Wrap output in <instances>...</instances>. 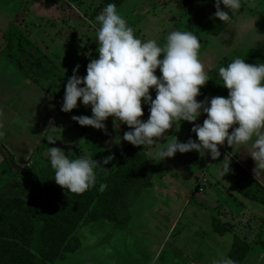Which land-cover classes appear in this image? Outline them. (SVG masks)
Returning <instances> with one entry per match:
<instances>
[{
  "label": "rangeland",
  "instance_id": "1",
  "mask_svg": "<svg viewBox=\"0 0 264 264\" xmlns=\"http://www.w3.org/2000/svg\"><path fill=\"white\" fill-rule=\"evenodd\" d=\"M79 1L81 5L89 4L90 7H87L82 15L92 18L94 23H96L95 17L101 14L103 8L109 4L108 0ZM163 2H167V0H126L117 6V11L134 29L136 37L142 41L156 39L159 44L163 45L167 33L170 31L168 20L174 18L168 9H155ZM258 14L256 17H248L247 19V22L256 23L257 26L249 31L246 42H250V39L258 35L264 27V16ZM187 31H192L200 39L199 52L205 51V54H202L203 56L199 60L203 64L205 72L208 69L218 70L221 66L226 67L233 59L241 58L240 56H233L219 59L225 54V49H231L235 35L232 29L233 35L212 34L193 26H189ZM217 54H220V57L217 58ZM17 57L18 55L15 57L16 60L21 62L22 58ZM23 58L21 63H24L33 78L39 80L47 91L55 92L53 86H56L57 80H66L56 73L54 67L47 65L46 60H41L30 53H23ZM93 59L96 58L93 57ZM82 62L86 63L87 66L90 60L81 59ZM245 62L247 63L248 59ZM156 74L157 76L161 75V73L160 75ZM209 74V80H214L212 78L213 73L210 71ZM85 75L86 67L81 77ZM214 82L201 87L200 93L207 88L214 91L212 92L214 95L227 98L228 90L219 84L222 83L220 78ZM207 89L205 92H208ZM150 94L154 99L155 91L150 90ZM143 105L142 102V107ZM90 109L87 106L86 111L90 112ZM82 112L83 110H81ZM82 115L86 116V112ZM205 118L206 114L202 113L198 117V121L203 123ZM141 120L144 121V115ZM104 123L108 129H113L110 130L112 131L110 137L103 135L102 131H100L102 134L98 135L101 136L99 143L105 145L108 150H64L65 155L70 159L86 155L101 164L97 165L95 169L97 176L95 186L88 189L87 193H89L84 197L75 199L76 201L72 204L66 205L61 202L58 204L48 194L49 189L61 187L55 183L54 170L50 166L47 155L48 150H7L14 156L16 163L21 168H25L33 175L38 188L34 192L35 194L24 202L10 200L4 204L1 207L0 226L8 213L12 211L25 213L32 206L36 214L37 226L35 246H41L43 253L37 256V264H147L150 260H152L151 264H191L195 262L193 260L203 262V251H194L192 248L197 243H202L205 237L209 239H217V237L201 228V225L198 226L197 223L192 225V212L200 211L202 202L195 196L190 203L189 194L191 192L188 193V191L194 190L197 183L193 178H190L189 167L191 164L198 165L199 163L194 160L189 161L187 153H183L184 160L181 161L177 154L172 158H165L163 161L156 160L153 150L164 147L163 144L167 141L174 140L173 137H169L170 129L166 130L163 137L154 138L157 140V144L148 146L147 149L145 148L146 150L142 149L144 148L143 145L137 148L148 159L152 160L154 165L161 167V173H157L151 185L141 191L137 197L135 190H133L137 184V176H148L152 168H147L149 172L145 169L140 170L141 168L138 166L140 159L137 153H132L136 146L123 141L124 132L130 130L126 124L114 122L112 117H109V120L104 121ZM189 124L193 126L190 122ZM237 126L234 125L233 127ZM90 128L91 126L86 127L88 131ZM231 131L232 129H229V132ZM62 132L65 130L60 133ZM194 136L197 139L196 135ZM190 137L192 138V136ZM190 137L182 135L178 141L187 142ZM118 140L120 142L116 143ZM252 143L253 141H249L247 144L229 146L225 140L223 145H218L219 150H228L232 154L227 155L224 151H220L221 155L218 159L221 161H217L219 163L217 166H220L219 171L214 170L217 169L216 164L210 170L217 173L221 192L225 191V194L231 192L237 199L242 197L241 190L235 188L234 182L241 171L240 166L244 169L250 168L248 160L237 150H255L252 148ZM109 155L114 158L109 164L103 165V159ZM227 162H229L230 171L223 176L221 169ZM202 180L201 178L198 180L200 187L206 184H203ZM139 183L141 182H138L136 187L140 186ZM120 184H129L128 193L124 195L123 198L125 199L114 201L112 198L114 197L115 185ZM240 185L243 187V183ZM25 187L26 182L10 170L0 152V197H10L20 193ZM129 189H132V192ZM213 190L214 187H208L205 196L209 198ZM244 190L247 191V187H244ZM262 200L264 202V197ZM125 205L126 208H124ZM74 210L77 213L74 218L78 217L75 228L81 226L78 230H72L74 223H70L69 220V214ZM204 213L207 212L204 211ZM128 215L131 216L129 222ZM126 223L127 225L123 228ZM0 240V248H2V237ZM66 245H70V251H73L64 252L63 249ZM2 256L3 253L0 250V264H11V262L1 259ZM261 259L264 260L263 256Z\"/></svg>",
  "mask_w": 264,
  "mask_h": 264
},
{
  "label": "clouds",
  "instance_id": "2",
  "mask_svg": "<svg viewBox=\"0 0 264 264\" xmlns=\"http://www.w3.org/2000/svg\"><path fill=\"white\" fill-rule=\"evenodd\" d=\"M241 6L242 0H215L214 16L221 22H231L230 13L239 11ZM95 21L99 25L95 39L98 58L90 60L83 77L77 74L79 65L73 69L65 86L62 112L77 108L79 100L84 106H91L92 112L91 116H73L79 125L107 134L104 121L112 117L114 122L126 124L130 129L124 132L123 141L144 147L157 144L154 138L163 137L177 121L191 123L204 113L202 125L195 124L191 129L197 139L190 137L187 142H179L175 137L157 148L154 158L163 161L177 152L196 151L200 157L207 154L216 160L221 155L218 145H223L225 140L229 146L253 141L255 150L250 156L256 164L254 175L264 173V63L248 64L245 59H233L218 70L222 81L219 84L228 90L227 98L216 96L197 101L201 87L209 78L199 60L200 39L192 31H170L163 45L156 39L142 41L114 3L107 4ZM157 69L160 76L155 74ZM150 90L156 93L154 99ZM142 102L149 106L146 121L141 120ZM3 135L0 131V137ZM56 140L54 135L47 137L50 144ZM47 155L55 183L64 190L82 194L95 186V169L101 164L93 158L85 155L70 159L58 147L49 148ZM113 158L105 157L103 165ZM229 171V162L224 163L223 176ZM212 264L236 262L222 257Z\"/></svg>",
  "mask_w": 264,
  "mask_h": 264
},
{
  "label": "crops",
  "instance_id": "3",
  "mask_svg": "<svg viewBox=\"0 0 264 264\" xmlns=\"http://www.w3.org/2000/svg\"><path fill=\"white\" fill-rule=\"evenodd\" d=\"M245 2V11L237 16L232 26L235 35L231 49L224 50L227 55L223 54L220 57V54H217L219 59L240 56L247 60L264 45V27L258 35L250 39V42L245 41L249 31L257 26L256 23L247 22V19L256 17L258 13L264 16V0H245ZM87 7H90L88 3L81 5L79 0H0V131L4 133L0 137L1 150H48L51 147L76 150L85 140L89 142L88 146L81 150H108L103 144H100V148H96L97 140L101 137L98 135L102 134L100 132L102 131L103 135L110 137L112 132L110 130L113 129H108L105 125L107 134L103 130L95 128L92 130L93 127L88 131L87 126H81L72 119L73 116H81L84 112L86 116L92 115V112L86 111L87 107L79 100L77 108L71 112L61 111L65 86L68 78L73 75V69L79 65L77 74L82 76L86 63H81V59L98 58L95 36L99 25L87 15L83 17L82 12H85ZM155 9H168L169 13L174 15L172 20H168L170 31H187L189 26L196 27L188 17L182 15L175 3L163 2ZM253 42L254 45L251 46ZM22 52L46 60L47 65L54 67L56 73L66 80H57L56 86H53L55 92L47 91L40 81L38 83V80L33 78L24 63H21L24 59ZM204 52H199V59L203 56L202 54H205ZM17 55L22 58L20 62L22 68H19L18 64L11 59ZM210 71L213 73L214 69H208L205 72L208 78H210ZM156 73L160 75L157 70ZM212 78L213 82L218 80L216 77ZM212 81L209 80L206 84H213ZM205 89L197 96V101H203L205 98L210 100L218 96L214 95L212 93L214 91L210 89L205 92ZM88 107L91 108V106ZM142 108L144 121H146L149 118V106L144 104ZM81 110H83L82 113ZM191 124L202 125V122L197 119ZM52 126L56 127L54 131L50 128ZM193 126L186 121H177L176 125L170 129L169 137L180 140L181 136L185 135L192 136L195 140V133L191 131ZM63 130L65 132L60 133ZM49 135L57 138L55 144L47 141ZM147 147L142 149L146 150ZM219 151L232 155L228 150ZM237 151L248 160L250 168L244 169L240 166L241 171L234 182L235 188L241 190L242 197L239 199L231 192L226 194L225 191L221 192L217 173L210 171L213 165H219L217 161L221 159L213 160L207 154L200 157L196 151L186 154L189 161L194 160L199 163L191 164L189 167L190 178L198 184H196L197 189L195 185L194 190L188 191V193L191 192L190 203L195 196L202 202L200 211L192 212V225L197 223L198 226L201 225V228L217 237V239L205 237L202 243L194 245L192 248L194 251H203V262L193 260L195 262L191 264H212L213 260H219L222 257L231 258L230 253L237 243H241L246 249L240 264H264V260L261 259V256L264 259V202L262 200L264 173L254 175L253 169L256 164L250 156L254 150ZM176 154L180 161L184 160L183 153ZM219 167L217 166L214 170L219 171ZM199 178L207 181L201 186L204 188L203 192H200ZM237 183H243V187L239 185L237 188ZM211 186L214 190L207 198L205 194L207 188H212ZM244 187H247V191ZM151 263L152 260L147 262V264Z\"/></svg>",
  "mask_w": 264,
  "mask_h": 264
},
{
  "label": "trees",
  "instance_id": "4",
  "mask_svg": "<svg viewBox=\"0 0 264 264\" xmlns=\"http://www.w3.org/2000/svg\"><path fill=\"white\" fill-rule=\"evenodd\" d=\"M94 1V0H93ZM126 0H108V3H114L116 6L121 5ZM167 2L175 3L178 7V9L181 11L182 15L185 17H188L189 20H191L196 27L199 28V30L202 31H208L212 34H234L231 32L232 26L236 22V18L238 15L242 14L246 9V2L245 0H242V6L239 9V11L235 13H230L231 16V22H221L218 18L214 16V13L216 11L215 8V0H167ZM221 8L223 10H227L224 8V5L221 4ZM231 35V36H232ZM232 43V41H231ZM12 45L10 44V47ZM14 60L19 68H22L20 66V60L17 61L15 57L11 58ZM248 64H259L264 63V45L248 59ZM219 70V69H218ZM218 70H214L213 77L219 78ZM37 81V80H36ZM39 83V80H38ZM87 140L82 144L80 143V147L76 148V150H81L82 148L88 146ZM97 149L100 148L99 140H97ZM87 148V147H86ZM1 150V149H0ZM1 154L4 156L5 162L7 166L10 168L11 171H13L18 177L23 179L26 182V187L17 194H14L10 197H0V216L2 215L1 207L8 203L10 200H17L24 202L28 198L32 197L38 188L37 183L33 175L26 170L25 168H21L15 161L14 156L11 155V153L7 150H1ZM132 153H137L140 163L138 166L141 168L140 170L145 169L147 171V168H152V171L149 172L150 174L148 176H142L138 175L137 177V184L138 182L140 186L136 187L137 184L134 186L133 190H135V196L139 197L141 191L148 188L151 185V182L154 178V176L157 173H161V167L160 165H154L153 161L148 159L137 147L134 148V151ZM239 183L236 184L237 188H239ZM128 186L129 184H120L115 185L114 189V197L112 198L114 201H120L125 198L124 195H127L128 193ZM132 189H129L131 191ZM88 191V190H87ZM85 191L82 194H73L68 192L67 190H64L62 187H56L51 188L48 190V194L50 197H52L58 204L64 203V204H72L77 199L84 197L87 193ZM132 192V191H131ZM76 199V200H75ZM126 208V205L124 206ZM76 211H71L69 220L70 223H74L72 230L79 229L81 226H77L78 220L76 219L78 217L74 218V215L76 216ZM36 214L34 213V209H32V206L29 210H26L25 213H21L19 211H12L8 213L0 226V238L2 237V248L0 250L3 253V256L1 259L7 260L8 262H11V264H37L38 259L37 256L43 254L41 252V246L36 247L37 238L35 239L36 232H37V226L35 218ZM83 220V217H82ZM131 220V216L128 215V222ZM76 221V223H75ZM85 222V220H84ZM127 222V223H128ZM127 223L123 226V228L127 225ZM218 230L221 231V229L218 227ZM224 233V232H222ZM41 235V232H40ZM42 236V235H41ZM1 241V240H0ZM5 241V242H4ZM41 241V240H40ZM71 246L66 245L63 249L64 252H69ZM73 251V250H72ZM70 251V252H72ZM246 254L245 246L241 243H237L232 252L230 253V257L232 260L236 262V264H240L242 260L244 259V256Z\"/></svg>",
  "mask_w": 264,
  "mask_h": 264
},
{
  "label": "built area",
  "instance_id": "5",
  "mask_svg": "<svg viewBox=\"0 0 264 264\" xmlns=\"http://www.w3.org/2000/svg\"><path fill=\"white\" fill-rule=\"evenodd\" d=\"M202 182H203L204 184L207 183L206 180H202ZM203 191H204V188L201 187V188H200V192H203Z\"/></svg>",
  "mask_w": 264,
  "mask_h": 264
}]
</instances>
